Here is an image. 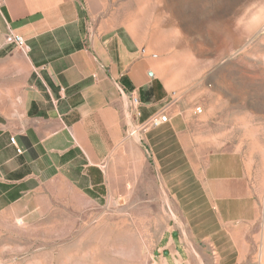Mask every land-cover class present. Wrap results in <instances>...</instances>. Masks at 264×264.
<instances>
[{
    "label": "rangeland",
    "instance_id": "obj_1",
    "mask_svg": "<svg viewBox=\"0 0 264 264\" xmlns=\"http://www.w3.org/2000/svg\"><path fill=\"white\" fill-rule=\"evenodd\" d=\"M92 5L131 30L161 79L180 87L181 105L206 109L195 127L209 139L205 152L241 153L253 193L221 205L189 197L185 211L149 172L142 191L103 200L80 178L31 191L1 180L0 264H264V0Z\"/></svg>",
    "mask_w": 264,
    "mask_h": 264
},
{
    "label": "crops",
    "instance_id": "obj_2",
    "mask_svg": "<svg viewBox=\"0 0 264 264\" xmlns=\"http://www.w3.org/2000/svg\"><path fill=\"white\" fill-rule=\"evenodd\" d=\"M95 2L0 0V181L31 191L80 178L103 200L113 191H142L149 172L185 211L196 202L189 197L216 205L248 200L242 154L205 152L209 139L195 127L206 109L199 117L181 105L180 87L161 79L128 27L92 12ZM9 30L27 54L6 44ZM130 95L139 100L137 116ZM163 110L167 123L128 136ZM210 142L219 145L218 131Z\"/></svg>",
    "mask_w": 264,
    "mask_h": 264
},
{
    "label": "built area",
    "instance_id": "obj_3",
    "mask_svg": "<svg viewBox=\"0 0 264 264\" xmlns=\"http://www.w3.org/2000/svg\"><path fill=\"white\" fill-rule=\"evenodd\" d=\"M5 42H6L7 45H10L11 44V45L16 46V48L19 49V51L22 54H24V55L27 54L28 51H29V48H28L27 45H25L24 40L21 37H19L17 35H14L10 30H9V32L7 34V37H6ZM129 99H130L131 109L133 110V113L135 114V116H137L138 115L137 108L139 106V100L136 97H134L133 95H130ZM194 114L195 115H200L201 114V108H198V107L195 108ZM167 122H168V118L166 117V111L163 110L162 113L151 116V118H149L144 123V125H142L141 127H139L138 130L137 129H134V130L130 131L128 133V136H136V134L138 132L144 133L145 131H147L149 129L159 128L164 123H167ZM11 144H13L15 146L16 152L19 154L20 153V150L16 147L15 141L13 139H11Z\"/></svg>",
    "mask_w": 264,
    "mask_h": 264
}]
</instances>
